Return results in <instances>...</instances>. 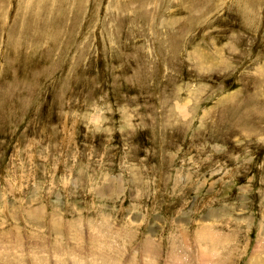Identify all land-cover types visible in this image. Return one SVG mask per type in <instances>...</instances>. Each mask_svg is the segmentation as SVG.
I'll return each instance as SVG.
<instances>
[{
  "label": "rangeland",
  "instance_id": "374dc122",
  "mask_svg": "<svg viewBox=\"0 0 264 264\" xmlns=\"http://www.w3.org/2000/svg\"><path fill=\"white\" fill-rule=\"evenodd\" d=\"M0 264H264V0H0Z\"/></svg>",
  "mask_w": 264,
  "mask_h": 264
}]
</instances>
